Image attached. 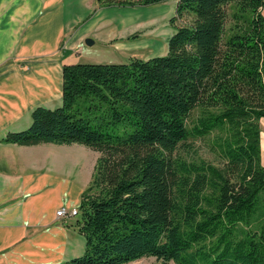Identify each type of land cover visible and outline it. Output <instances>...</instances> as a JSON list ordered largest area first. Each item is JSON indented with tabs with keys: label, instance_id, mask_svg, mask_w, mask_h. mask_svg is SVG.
<instances>
[{
	"label": "trees",
	"instance_id": "1",
	"mask_svg": "<svg viewBox=\"0 0 264 264\" xmlns=\"http://www.w3.org/2000/svg\"><path fill=\"white\" fill-rule=\"evenodd\" d=\"M165 1L95 0L94 11ZM262 8L176 0L166 53L63 63L61 104L3 135L99 152L71 224L84 250L58 264H264ZM197 138L219 164L184 155Z\"/></svg>",
	"mask_w": 264,
	"mask_h": 264
},
{
	"label": "crops",
	"instance_id": "2",
	"mask_svg": "<svg viewBox=\"0 0 264 264\" xmlns=\"http://www.w3.org/2000/svg\"><path fill=\"white\" fill-rule=\"evenodd\" d=\"M94 7L95 0H0V264H58L84 250L83 236L69 222L75 216H56L62 206L78 208L86 188L57 169L51 173L61 158L56 145L65 144L20 145L1 138L26 128L35 106L61 101L63 63L82 61L84 39L107 28L105 16L115 8ZM132 42L117 49L126 52Z\"/></svg>",
	"mask_w": 264,
	"mask_h": 264
},
{
	"label": "rangeland",
	"instance_id": "3",
	"mask_svg": "<svg viewBox=\"0 0 264 264\" xmlns=\"http://www.w3.org/2000/svg\"><path fill=\"white\" fill-rule=\"evenodd\" d=\"M175 6L176 0H167L164 3L144 7L132 6L133 8L130 9H122L117 8L118 6H113L115 8L108 9L109 15L105 16L108 21L107 28L98 29V32L96 31L94 35L86 36L93 39V44L86 45L83 41L81 45L83 52L81 53L80 59L90 62H121L127 61L128 57L133 55L149 57L166 53L168 38L174 31L170 19L175 15ZM127 17H132L133 19H131V21H126V19H129ZM187 21L188 18L184 17L181 20H176L175 25ZM125 41H133L129 44L132 45V47H129L130 49L128 51L122 52L117 49V46L121 45V43H125ZM60 104L61 101L58 102L57 106ZM263 124L264 121L261 122L260 126ZM192 145V152H186L184 154L187 158H202L208 162L219 164V159L215 153L211 151L207 138H197L192 142ZM56 146H58L61 151V158L57 162V168L52 169L51 173L55 174V169H57L60 177L84 189L90 180L91 170L99 156V152L78 143ZM262 164L264 166V156ZM75 218L76 215L70 218L69 222L73 224ZM157 263H160V261L154 256H144L125 264ZM169 264L175 263L174 261H170Z\"/></svg>",
	"mask_w": 264,
	"mask_h": 264
},
{
	"label": "built area",
	"instance_id": "4",
	"mask_svg": "<svg viewBox=\"0 0 264 264\" xmlns=\"http://www.w3.org/2000/svg\"><path fill=\"white\" fill-rule=\"evenodd\" d=\"M78 213V208L77 207H71L67 208L65 206H62L56 210V216L57 217H71L75 216Z\"/></svg>",
	"mask_w": 264,
	"mask_h": 264
},
{
	"label": "water",
	"instance_id": "5",
	"mask_svg": "<svg viewBox=\"0 0 264 264\" xmlns=\"http://www.w3.org/2000/svg\"><path fill=\"white\" fill-rule=\"evenodd\" d=\"M84 43H85L86 45H92V44H93V39L90 38V37H86V38L84 39Z\"/></svg>",
	"mask_w": 264,
	"mask_h": 264
},
{
	"label": "bare ground",
	"instance_id": "6",
	"mask_svg": "<svg viewBox=\"0 0 264 264\" xmlns=\"http://www.w3.org/2000/svg\"><path fill=\"white\" fill-rule=\"evenodd\" d=\"M127 18H129V19H126V21H131V19H133L132 17L130 18V17H127Z\"/></svg>",
	"mask_w": 264,
	"mask_h": 264
}]
</instances>
